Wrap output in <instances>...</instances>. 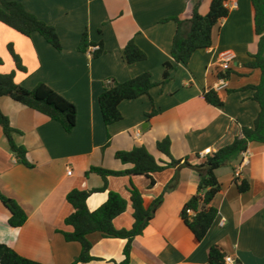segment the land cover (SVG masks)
<instances>
[{
  "label": "crops",
  "instance_id": "1",
  "mask_svg": "<svg viewBox=\"0 0 264 264\" xmlns=\"http://www.w3.org/2000/svg\"><path fill=\"white\" fill-rule=\"evenodd\" d=\"M28 11L53 25L62 50L56 49L40 33L27 37L0 22V73L16 70L9 44L22 59L25 71L16 70V81L26 89L46 83L77 106V124L72 132L43 113L8 96L0 98V107L10 118L14 139L27 149L28 167L10 150L0 126V189L15 199L28 213L24 225L9 224L10 211L0 201V242L21 255L44 264H118L124 256L127 240L105 237L100 232L88 235L91 254L96 258L75 263L81 244L68 241L64 232L73 227L65 220L73 210L67 194L75 189L102 188L106 181L97 173L86 172L92 166L124 170L115 157L119 150L144 145L157 159L169 158L159 151L157 142L171 140L175 159L201 164L209 154L232 143L244 126H253L260 113L253 99V86L262 72L251 67L250 54L258 51L251 0L235 2L227 17L213 29V44L197 50L188 64L176 63L172 43L177 30L175 16L190 17L194 0H19ZM212 0H202L201 14H207ZM1 6V1H0ZM84 32L89 42L104 52L95 57L80 51ZM134 39L147 59L128 63L126 44ZM234 58L228 70L221 67L222 55ZM175 65L173 78L163 84L164 63ZM149 71L156 85L150 95L124 100L120 104L123 119L106 125L98 98L110 81L124 82ZM225 75V77H222ZM215 89L224 104L208 103L204 93ZM155 109L157 113L147 117ZM137 132H140L137 135ZM72 169V174H68ZM239 170L240 176H235ZM222 189L214 199L216 220L206 236L198 240L181 217L184 204L198 192L200 175L191 166L168 167L144 175L109 176L107 190L88 198L91 210L99 208L110 191L128 200L124 213L114 219L118 229H130L134 209L130 186L142 193L150 208L162 197L153 218L142 235L132 242L130 264H210L208 249L221 246L242 264H264V143L252 142L248 150L232 163L216 171ZM247 180L250 189L240 192L238 183Z\"/></svg>",
  "mask_w": 264,
  "mask_h": 264
},
{
  "label": "trees",
  "instance_id": "2",
  "mask_svg": "<svg viewBox=\"0 0 264 264\" xmlns=\"http://www.w3.org/2000/svg\"><path fill=\"white\" fill-rule=\"evenodd\" d=\"M0 22L15 29L19 33L30 37L34 32L40 33L56 49L62 50V43L56 28L40 19L37 15L27 10L19 0H0ZM195 5L190 17L175 16L178 26L172 43V56L176 63L188 64L193 54L199 49L209 48L213 44V29L218 22L227 17L230 9L226 6L227 0H212L207 14L199 12L202 0H194ZM254 9V27L258 36V51L250 54L253 60L248 62L251 67L261 69L262 77L258 85L253 86V99L260 105V113L255 119L253 126H244L242 134L234 141L218 151L209 154L201 164L192 165L187 159H175L171 154V140L166 137L157 142L160 152L165 154L169 160L157 159L146 146H136L132 150H119L115 157L125 164L132 166L124 170H112L100 166H92L87 172L97 173L104 178L106 185L102 188L79 189L75 188L67 194V200L73 210L66 218L67 225L73 227L71 232H64L68 241H77L81 244V252L75 263H87L96 258L91 254L92 242L88 235L100 232L105 237H116L126 239L124 247V260L118 264H130L132 242L134 238L142 235L150 220L153 218L157 207L162 203V197L155 200L150 208L144 205L141 191L131 185V202L134 209V223L130 229H118L114 226V219L124 213L128 207V200L120 193L110 191L107 200L96 210L88 206V198L94 192L107 190V178L109 176H135L144 175L152 179V174L162 171L168 167L191 166L195 168L200 181L198 192L193 195L183 206L181 217L198 240H202L218 215V208L213 204L215 197L222 189V183L217 176V169L223 165L230 164L240 154L248 150L252 142L264 143V0H251ZM99 45L89 42L87 32H84L79 45L80 51L89 52V48ZM100 46V45H99ZM16 65V70H26L21 57L14 50L12 44L8 46ZM104 52L100 49L91 53L98 57ZM124 56L128 63H135L147 59V54L131 39L124 48ZM0 57V65L3 64ZM163 84L173 78L172 71L175 65L171 61L164 63ZM16 70L9 73H0V98L8 96L13 100L35 109L52 120L58 121L67 132H72L77 124V106L50 87L46 83H38L29 90L16 81ZM225 77V75H222ZM156 85L149 71L143 72L124 82L110 81L108 87L100 94L98 102L106 125L113 124L123 119L120 104L124 100L136 99L142 95H150V90ZM206 101L214 106L224 104V97L215 89L204 93ZM157 111L153 109L147 113L152 117ZM0 126L7 138L10 150L18 157L19 162L32 167L27 159V149L19 145L15 139V133H20L11 124L10 118L0 107ZM151 184H154L152 179ZM240 192L250 189V183L243 180L238 183ZM0 201L10 211L9 224L14 227L24 225L28 219L26 210L13 198L7 196L0 189ZM191 211V212H190ZM227 252L219 245H212L208 249V261L210 264H227L225 261ZM0 264H44L21 255L11 246L0 242Z\"/></svg>",
  "mask_w": 264,
  "mask_h": 264
},
{
  "label": "built area",
  "instance_id": "3",
  "mask_svg": "<svg viewBox=\"0 0 264 264\" xmlns=\"http://www.w3.org/2000/svg\"><path fill=\"white\" fill-rule=\"evenodd\" d=\"M236 3L235 2H226V6L230 9L231 7L235 6ZM100 49V46L99 45H94V46H91L89 48V51L90 53H93L97 50ZM234 58V56L230 53V52H227V53H224L222 55V60H221V67L223 70H228L230 68V63L232 61V59ZM140 132H137V135H139ZM213 153V150L212 148L208 147L206 148L204 151H203V154H211ZM68 174H72V169H68ZM235 176L238 178L240 176V172L239 170H235ZM191 212V211H190ZM225 261L227 264H242L240 261H238L234 256L232 255H226L225 257Z\"/></svg>",
  "mask_w": 264,
  "mask_h": 264
},
{
  "label": "rangeland",
  "instance_id": "4",
  "mask_svg": "<svg viewBox=\"0 0 264 264\" xmlns=\"http://www.w3.org/2000/svg\"><path fill=\"white\" fill-rule=\"evenodd\" d=\"M11 54V53H10ZM12 56V55H11ZM12 59H13V57H12Z\"/></svg>",
  "mask_w": 264,
  "mask_h": 264
}]
</instances>
